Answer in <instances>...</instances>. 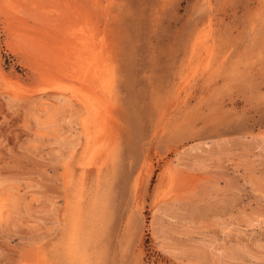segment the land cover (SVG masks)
Returning <instances> with one entry per match:
<instances>
[{
  "label": "rangeland",
  "instance_id": "rangeland-1",
  "mask_svg": "<svg viewBox=\"0 0 264 264\" xmlns=\"http://www.w3.org/2000/svg\"><path fill=\"white\" fill-rule=\"evenodd\" d=\"M0 264H264V0H0Z\"/></svg>",
  "mask_w": 264,
  "mask_h": 264
},
{
  "label": "bare ground",
  "instance_id": "bare-ground-1",
  "mask_svg": "<svg viewBox=\"0 0 264 264\" xmlns=\"http://www.w3.org/2000/svg\"><path fill=\"white\" fill-rule=\"evenodd\" d=\"M98 66H99V65H98ZM81 67H82V66H81ZM100 68H101V67H100ZM81 70H82V69H81ZM93 72H94V69H93ZM94 77H95V78H96V77H99V76H97V72H95ZM107 78H108V76H107ZM83 83H84V82H83ZM87 85H88V84H87ZM88 89H89V88H88ZM95 90H96V89H95ZM88 93H91V92H88ZM99 94H100V93H99ZM93 95H94V94H93ZM83 96H84V95H83ZM94 96H95V95H94ZM98 97H99V96H98ZM95 98H96V97H95ZM90 99H91V98H90ZM90 99H89V100H90ZM93 100H94V99H93ZM96 100H97V99H96ZM98 100H99V99H98ZM98 100H97V101H98ZM88 102H89V101H88ZM99 102H100V101H99ZM93 104H94V103H93ZM94 105H95V104H94ZM101 105H102V104H101ZM103 105H104V104H103ZM91 109H92V108H91ZM162 173H163V172H162ZM162 173H161L160 176H162ZM169 175H170V173H169ZM169 175H168V177H170ZM160 180H161V178H160ZM159 184H160V182H159ZM161 184H162V183H161Z\"/></svg>",
  "mask_w": 264,
  "mask_h": 264
}]
</instances>
